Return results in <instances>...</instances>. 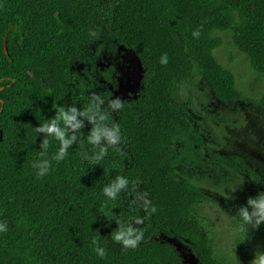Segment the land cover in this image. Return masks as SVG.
<instances>
[{"label":"trees","instance_id":"1","mask_svg":"<svg viewBox=\"0 0 264 264\" xmlns=\"http://www.w3.org/2000/svg\"><path fill=\"white\" fill-rule=\"evenodd\" d=\"M216 31L231 32L264 76V0H0V264H185L176 246L153 237L160 233L191 243L196 264H224L197 220L211 198L176 179L169 160L180 128L204 145L172 92L194 62L219 102L246 101L214 55ZM106 36L136 55L141 99L117 100L94 78L91 54ZM60 111L65 120L53 125ZM206 150L250 177L246 201L254 200L261 177L246 161ZM136 225L146 239L118 231Z\"/></svg>","mask_w":264,"mask_h":264},{"label":"rangeland","instance_id":"2","mask_svg":"<svg viewBox=\"0 0 264 264\" xmlns=\"http://www.w3.org/2000/svg\"><path fill=\"white\" fill-rule=\"evenodd\" d=\"M214 36L222 45L214 51L218 62L233 72L238 90L246 101L230 105L219 102L194 62L189 77L174 80L173 96L184 112L185 121L201 139L197 144L182 128L170 143L169 160L178 180L187 179L212 201L198 207L199 229L213 245L214 255L224 264H250L255 253L264 251V221L253 227L255 217L238 231L241 208L247 211V175L214 161L206 148L225 156H241L260 178L258 193H264V124L261 117L264 97V76L257 74L249 58L233 44L231 32ZM98 54H91L95 66L94 78L104 84L113 98L136 101L143 97V70L136 55L115 45L106 36ZM130 52V53H129ZM255 196V199L257 197ZM254 199V200H255ZM254 206H251V212ZM123 229L126 238L143 240L149 232L138 225ZM176 246L185 264H196V251L191 243L171 234L153 235Z\"/></svg>","mask_w":264,"mask_h":264},{"label":"clouds","instance_id":"3","mask_svg":"<svg viewBox=\"0 0 264 264\" xmlns=\"http://www.w3.org/2000/svg\"><path fill=\"white\" fill-rule=\"evenodd\" d=\"M192 35H193V37L199 36V31L194 30L192 32ZM166 62H167V57L162 56L160 58V63L164 64ZM64 120H65V113L63 111H60L59 114L55 117V119H53L52 124L55 125L58 121L64 122ZM40 127L46 129L49 133H54L58 137L60 136V132H58L54 126L48 127L47 123H45V124H40ZM92 138L96 139L95 136H93ZM63 143L67 144L68 141H63ZM63 152H64L63 147H61L59 153L56 156L57 160H59L61 158V156L63 155ZM46 172H47V166L42 164L39 166L38 170L36 171V176L37 177L44 176L46 174ZM120 183H123V182L120 181ZM115 190L116 189L113 188L111 191H109L108 189H105L104 191L107 193L108 196H111ZM247 204L254 206V211H252L250 213L243 208H241L239 210V215L241 217V220H240V223L238 225V229H237L238 231H243L245 228V225H247L252 220L253 217H255V220L253 223L254 228L261 221H264V193H258L255 200H253L252 198H248ZM6 230H7L6 223H0V233L4 232ZM119 238H120V236L117 235L116 239H119ZM91 243H92V245H96L95 239H93ZM123 243H124L125 247H128V245H132V247H135V242L132 240H124ZM94 251H95L96 255L99 257H103L105 254L104 250L102 248H99V247H94ZM250 264H264V251H260V252L255 253Z\"/></svg>","mask_w":264,"mask_h":264},{"label":"water","instance_id":"4","mask_svg":"<svg viewBox=\"0 0 264 264\" xmlns=\"http://www.w3.org/2000/svg\"><path fill=\"white\" fill-rule=\"evenodd\" d=\"M5 51H6V53H8V49H7V46L5 45Z\"/></svg>","mask_w":264,"mask_h":264}]
</instances>
